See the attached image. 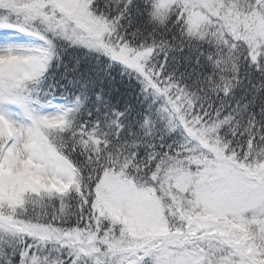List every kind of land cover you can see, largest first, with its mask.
Masks as SVG:
<instances>
[{
	"label": "snow or ice",
	"instance_id": "6c2138e0",
	"mask_svg": "<svg viewBox=\"0 0 264 264\" xmlns=\"http://www.w3.org/2000/svg\"><path fill=\"white\" fill-rule=\"evenodd\" d=\"M0 264H264V0H0Z\"/></svg>",
	"mask_w": 264,
	"mask_h": 264
}]
</instances>
